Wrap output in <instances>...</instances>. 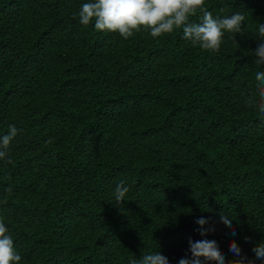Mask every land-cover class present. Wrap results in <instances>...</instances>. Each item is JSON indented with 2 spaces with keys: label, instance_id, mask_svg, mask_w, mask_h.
Instances as JSON below:
<instances>
[{
  "label": "trees",
  "instance_id": "1",
  "mask_svg": "<svg viewBox=\"0 0 264 264\" xmlns=\"http://www.w3.org/2000/svg\"><path fill=\"white\" fill-rule=\"evenodd\" d=\"M85 2L0 0V136L19 130L12 162L0 160V217L21 264H131L158 250L179 264L201 217L226 264L233 240L264 264L251 251L264 240V115L245 104L259 100L264 64L248 52L264 0H206L214 16L246 17L214 53L182 30L96 31L79 22Z\"/></svg>",
  "mask_w": 264,
  "mask_h": 264
},
{
  "label": "clouds",
  "instance_id": "2",
  "mask_svg": "<svg viewBox=\"0 0 264 264\" xmlns=\"http://www.w3.org/2000/svg\"><path fill=\"white\" fill-rule=\"evenodd\" d=\"M220 11L223 12L224 9L221 8ZM77 15L82 25L94 23L96 31L117 33L124 40L141 31L149 33L155 39L182 30L183 39L190 42L193 47L213 53L220 51L226 33L231 34L230 38L235 40L236 35L242 32L246 18L242 11H236L231 15L214 16L206 7V0H87L80 6ZM196 16H199L198 22L192 20V17ZM256 41L255 50L248 53L255 57L254 63L260 66L264 64V22L257 24ZM255 80L259 100L248 96L245 104L258 108L259 113L264 115V69L255 72ZM18 131L14 125H10L7 134L0 136V160L12 162L8 149ZM11 190L8 189L9 192ZM129 191L125 181L117 183L114 193L117 204H124ZM219 218L220 222L230 229V234L236 236L234 219L224 212L219 214ZM196 223L199 225L201 239L196 241L189 239L191 255L181 258L179 264H202V260L226 264L217 242L207 238L214 228L205 227L208 221L203 217L198 218ZM244 239L245 242L250 241L249 237ZM229 251L238 259L228 261L227 264H254L247 256L241 255V248L235 240L229 243ZM251 251L257 259L264 260V240L254 243ZM21 260L13 237L0 217V264H21ZM131 264H169V261L158 250L143 252L141 257L133 259Z\"/></svg>",
  "mask_w": 264,
  "mask_h": 264
}]
</instances>
